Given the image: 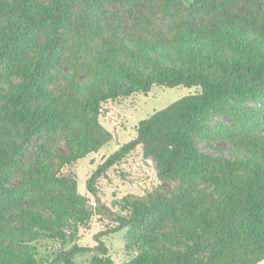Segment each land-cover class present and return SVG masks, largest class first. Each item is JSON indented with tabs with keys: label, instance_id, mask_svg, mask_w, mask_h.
<instances>
[{
	"label": "trees",
	"instance_id": "1",
	"mask_svg": "<svg viewBox=\"0 0 264 264\" xmlns=\"http://www.w3.org/2000/svg\"><path fill=\"white\" fill-rule=\"evenodd\" d=\"M171 0L177 13L162 32L130 26L105 11L107 4L138 8L144 0H0V67L20 81L0 101V167L41 131L73 129L72 149L59 157L48 177L60 182L77 162L111 141L99 122L119 125L113 105L154 88H196L146 119L135 137L120 146L86 181L90 190L122 157L141 151L160 178L175 180L196 172L202 157L191 138L209 112L222 105L264 101V0ZM78 2L86 8L77 11ZM75 61L81 84L57 91L55 68ZM74 63V62H73ZM17 77V78H18ZM254 158L251 166L223 161L213 169L219 190L181 203L191 246L167 257L139 250L125 264H259L264 260V137L237 142ZM169 204L130 205L127 221L95 235L97 245L73 247L70 256L95 251L105 256L101 238L126 226L141 228L148 213ZM27 228L16 232L36 241L49 222L26 213ZM4 221L0 219V223ZM27 241V240H26ZM25 241V242H26ZM121 247L120 251H126ZM0 264H39L21 256L0 237Z\"/></svg>",
	"mask_w": 264,
	"mask_h": 264
},
{
	"label": "rangeland",
	"instance_id": "2",
	"mask_svg": "<svg viewBox=\"0 0 264 264\" xmlns=\"http://www.w3.org/2000/svg\"><path fill=\"white\" fill-rule=\"evenodd\" d=\"M26 1L37 5L50 0ZM85 8L83 2L77 3V11ZM105 11L127 25H148L162 32L170 22L184 15L175 11L171 0H144L138 8L107 4ZM73 62L65 61L55 68L57 91H68L81 84ZM8 70V66L0 67V101L20 81ZM196 92V88H154L146 95H132L115 103L119 125L109 126L99 119L111 134V141L79 160L61 183L43 180L40 184L32 177L40 173V178H46L56 170L59 157L72 149L75 131L60 127L41 131L25 143L14 155L12 164L0 167V219L4 221L0 223V237L4 236L5 244L16 254L32 257L39 264H125L142 249L167 257L190 247L181 203L200 194L214 199L219 196L212 173L221 162L252 165L254 158L240 149L237 142L251 136L263 139L264 101H230L222 105L219 113L206 114L200 127L191 131L202 163L185 178H160L153 160L137 150L122 157L90 190L86 181L112 153L135 137L141 120ZM158 199H164L169 205L157 212L150 211L141 228L126 226L101 238L107 249L105 256L95 251L68 254L73 247H95L96 234L128 220L132 203L149 207ZM27 212L39 214L50 225L49 230L39 232L36 241L16 234L28 227ZM123 246L127 249L121 252ZM259 264H264V260Z\"/></svg>",
	"mask_w": 264,
	"mask_h": 264
}]
</instances>
